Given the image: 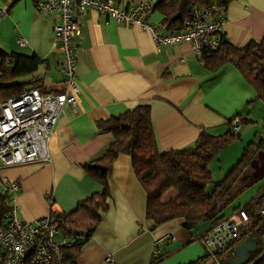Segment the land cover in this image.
Segmentation results:
<instances>
[{"label":"crops","instance_id":"1","mask_svg":"<svg viewBox=\"0 0 264 264\" xmlns=\"http://www.w3.org/2000/svg\"><path fill=\"white\" fill-rule=\"evenodd\" d=\"M111 1L120 10H127L136 0ZM158 2H154L147 22L170 32L161 27L164 16L155 7ZM3 6L7 15L0 17V50L6 55L35 56L40 61L33 75L15 82L43 94H62L65 78L62 53L54 41V17L38 13L33 0H6ZM74 15L81 23L76 69L80 91L75 105L62 109L49 138L50 161L0 171L3 187L7 188V183L18 185V191L10 194L11 206L21 222L34 223L51 212L69 213L80 201L100 193L101 183L86 169L112 142V135L102 132L99 123L138 106L150 107L161 153L193 146L203 130L223 135L231 128L229 120L264 124V104L234 66L209 71L188 43L158 47L151 34L139 27L116 23L92 10L75 11ZM222 20L223 36L231 45L242 48L250 41L259 42L264 38V0H233ZM20 38L27 42L26 47H19ZM242 128L239 141L211 161L214 182L221 181L243 154L247 131L242 133ZM255 137L264 139V129ZM262 155L259 171H264V151ZM263 179L261 172L255 184ZM107 184L106 209L96 230L81 246L75 264H107L108 257L113 258V264H205L206 251L199 236L210 226L189 232L178 220H171L152 228L146 220L147 194L130 156L117 157ZM263 191L264 187L246 205L258 204ZM237 207L243 206L233 204L223 217ZM251 237L260 249L262 243ZM232 250L223 255L224 261L232 256Z\"/></svg>","mask_w":264,"mask_h":264},{"label":"trees","instance_id":"2","mask_svg":"<svg viewBox=\"0 0 264 264\" xmlns=\"http://www.w3.org/2000/svg\"><path fill=\"white\" fill-rule=\"evenodd\" d=\"M232 1L159 0L155 7L164 16L161 27L167 31H176L190 18L193 5L207 7L215 4L216 16L222 20ZM200 58L209 71H216L227 64L234 66L264 104V38L259 42L250 41L244 47L238 48L223 36L220 49L204 53ZM39 64L40 61L35 56L6 55L0 50V104L27 90L25 84H17L15 81L33 75ZM234 120L228 121L231 128L223 135L214 136L203 130L193 146L165 153L158 149L150 107L147 105L100 122V129L112 135V142L103 156L87 164L86 169L99 180L102 191L80 201L69 213L50 214L53 226L58 227L62 235L71 241V245L63 250L65 260L74 262L81 246L96 230L100 214L106 209L107 178L119 155L132 158L135 175L147 194L146 220L152 228L178 220L185 230L191 232L205 224L210 229L223 219L225 209L261 179V174L257 175V163L259 158L263 161L264 139L249 142L225 177L219 182L212 180L209 169L211 161L217 158L221 150L240 139V132L232 131ZM239 122L241 127L251 123L245 119H239ZM11 191L4 187L0 192V230L6 227L7 216L13 208ZM256 206L257 204L251 203L235 209H244L250 216L251 223L240 230L239 238L233 243L232 249L248 236H253L262 243L264 217L256 213ZM259 253L252 256L250 264H264V256L259 258ZM203 261L209 264L207 256ZM221 263L226 264L224 260Z\"/></svg>","mask_w":264,"mask_h":264},{"label":"built area","instance_id":"3","mask_svg":"<svg viewBox=\"0 0 264 264\" xmlns=\"http://www.w3.org/2000/svg\"><path fill=\"white\" fill-rule=\"evenodd\" d=\"M34 7L43 16H53L54 41L62 53L61 72L65 78L62 94H43L36 88L23 91L16 97L0 104V171L7 168L50 161L48 141L55 131L59 115L65 106L75 105V96L80 88L77 83L78 64L77 38L81 23L75 18V11L84 13L96 11L119 24L139 27L148 31L158 47L180 43L191 45L199 57L204 53L220 49L223 41V20L216 16V6L193 5L190 18L182 28L165 32L147 22L156 0H136L131 8L120 10L111 0H33ZM0 0V17L7 15ZM19 47L27 42L20 38ZM7 65H10L7 62ZM241 130L239 119L232 123V131ZM7 188L17 192L16 183H7ZM256 213L264 217V191L256 206ZM251 223L244 209L234 210L230 215L216 222L200 237L209 264H222V256L239 238L240 230ZM71 245L58 227L53 226L50 215L34 223L21 222L16 209L7 216V225L0 230V264H75L65 260L63 250ZM264 256V239L259 258ZM113 264L112 257L106 259Z\"/></svg>","mask_w":264,"mask_h":264},{"label":"rangeland","instance_id":"4","mask_svg":"<svg viewBox=\"0 0 264 264\" xmlns=\"http://www.w3.org/2000/svg\"><path fill=\"white\" fill-rule=\"evenodd\" d=\"M263 125L264 124H261L260 122H258V123H252L250 125H246V126L244 125L243 126L242 133L247 131L246 132L247 133L246 136L243 137V139H244V145L245 146H247V144H248L249 141L255 140L256 142H258V137L256 138L255 135L256 134L259 135L263 131V129H264V126ZM261 160L262 159L259 158L258 163H257V166H260L261 165L260 164ZM262 169H264V163H263ZM261 172H264V171L263 170L262 171H259L258 170L257 175H260ZM215 174H216V171H215ZM263 187H264V179L261 180L259 183L255 184L254 186H252L251 188H249L247 190L248 192H246L245 194H242L241 196H239L230 206H232L233 204H235V206L238 205V204H241L242 206H245L253 198H255V197L258 196L259 190L262 189ZM3 188L4 187L0 184V192L3 191ZM225 210H227V209H225ZM229 211L230 210L228 209L226 212H229Z\"/></svg>","mask_w":264,"mask_h":264},{"label":"water","instance_id":"5","mask_svg":"<svg viewBox=\"0 0 264 264\" xmlns=\"http://www.w3.org/2000/svg\"><path fill=\"white\" fill-rule=\"evenodd\" d=\"M257 240L248 236L232 250V256L225 259L226 264H250L252 256L259 253Z\"/></svg>","mask_w":264,"mask_h":264}]
</instances>
